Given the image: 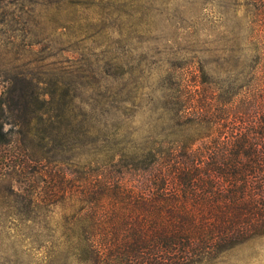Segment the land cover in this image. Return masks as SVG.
Here are the masks:
<instances>
[{
	"label": "trees",
	"instance_id": "obj_1",
	"mask_svg": "<svg viewBox=\"0 0 264 264\" xmlns=\"http://www.w3.org/2000/svg\"><path fill=\"white\" fill-rule=\"evenodd\" d=\"M242 7L222 71H171L145 134L0 69V225L20 239L3 264H212L264 236V0Z\"/></svg>",
	"mask_w": 264,
	"mask_h": 264
},
{
	"label": "rangeland",
	"instance_id": "obj_2",
	"mask_svg": "<svg viewBox=\"0 0 264 264\" xmlns=\"http://www.w3.org/2000/svg\"><path fill=\"white\" fill-rule=\"evenodd\" d=\"M244 2L0 0V69L10 76L34 71L53 88L70 89L92 125L109 121V134L116 118L128 119L124 131L145 134L160 113L162 88L181 83L177 74L168 76L171 71L194 70L197 61L209 80L222 71L229 56L226 28L248 31ZM19 240L9 221L0 225V264L16 259ZM212 264H264V236Z\"/></svg>",
	"mask_w": 264,
	"mask_h": 264
}]
</instances>
